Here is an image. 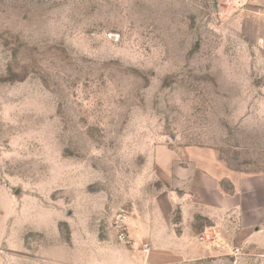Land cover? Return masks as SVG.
<instances>
[{
	"label": "rangeland",
	"instance_id": "obj_1",
	"mask_svg": "<svg viewBox=\"0 0 264 264\" xmlns=\"http://www.w3.org/2000/svg\"><path fill=\"white\" fill-rule=\"evenodd\" d=\"M201 173L264 185V0H0L5 249L178 220Z\"/></svg>",
	"mask_w": 264,
	"mask_h": 264
},
{
	"label": "crops",
	"instance_id": "obj_2",
	"mask_svg": "<svg viewBox=\"0 0 264 264\" xmlns=\"http://www.w3.org/2000/svg\"><path fill=\"white\" fill-rule=\"evenodd\" d=\"M201 174L188 190L194 210H175L178 220L172 219L174 210H133L126 218L127 243L115 233L85 237L77 226L63 240L57 217L49 228L22 229L27 239H16L14 249L0 243V264H264V185L234 181V189L225 192L216 179ZM197 218L207 224L195 227ZM202 229L213 230L217 244L201 245Z\"/></svg>",
	"mask_w": 264,
	"mask_h": 264
},
{
	"label": "built area",
	"instance_id": "obj_3",
	"mask_svg": "<svg viewBox=\"0 0 264 264\" xmlns=\"http://www.w3.org/2000/svg\"><path fill=\"white\" fill-rule=\"evenodd\" d=\"M126 218L127 217L124 213L118 214L113 220V228L117 239L127 243L130 241V238L128 234ZM197 240L201 245L205 247L214 246L219 241L217 235L211 229H204L203 231H201L197 236ZM145 249H147L146 244ZM238 251L239 249L237 247H234L232 249V253H237Z\"/></svg>",
	"mask_w": 264,
	"mask_h": 264
}]
</instances>
